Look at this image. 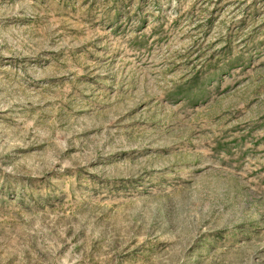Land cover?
Listing matches in <instances>:
<instances>
[{"label": "rangeland", "instance_id": "obj_1", "mask_svg": "<svg viewBox=\"0 0 264 264\" xmlns=\"http://www.w3.org/2000/svg\"><path fill=\"white\" fill-rule=\"evenodd\" d=\"M0 264H264V0H0Z\"/></svg>", "mask_w": 264, "mask_h": 264}]
</instances>
